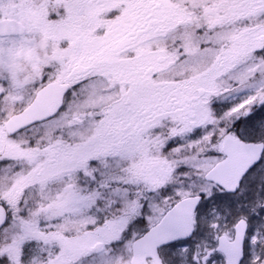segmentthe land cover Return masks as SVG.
<instances>
[{
	"label": "snow or ice",
	"instance_id": "obj_1",
	"mask_svg": "<svg viewBox=\"0 0 264 264\" xmlns=\"http://www.w3.org/2000/svg\"><path fill=\"white\" fill-rule=\"evenodd\" d=\"M0 264H264V0H0Z\"/></svg>",
	"mask_w": 264,
	"mask_h": 264
}]
</instances>
